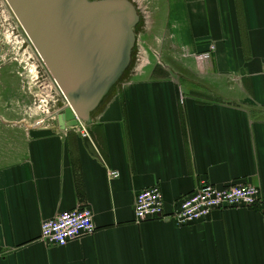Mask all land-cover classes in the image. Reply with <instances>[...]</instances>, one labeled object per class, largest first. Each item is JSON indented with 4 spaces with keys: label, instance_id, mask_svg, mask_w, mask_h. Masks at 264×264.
Masks as SVG:
<instances>
[{
    "label": "crops",
    "instance_id": "crops-1",
    "mask_svg": "<svg viewBox=\"0 0 264 264\" xmlns=\"http://www.w3.org/2000/svg\"><path fill=\"white\" fill-rule=\"evenodd\" d=\"M160 5L150 27L160 23L163 60L144 51L88 137L0 109V264H264L258 207L134 221L136 194L153 185L166 214L203 181L264 198V0ZM85 206L91 233L63 247L40 239L43 220Z\"/></svg>",
    "mask_w": 264,
    "mask_h": 264
},
{
    "label": "water",
    "instance_id": "water-1",
    "mask_svg": "<svg viewBox=\"0 0 264 264\" xmlns=\"http://www.w3.org/2000/svg\"><path fill=\"white\" fill-rule=\"evenodd\" d=\"M5 1L66 102L58 128L89 126L137 58L135 1Z\"/></svg>",
    "mask_w": 264,
    "mask_h": 264
},
{
    "label": "rangeland",
    "instance_id": "rangeland-1",
    "mask_svg": "<svg viewBox=\"0 0 264 264\" xmlns=\"http://www.w3.org/2000/svg\"><path fill=\"white\" fill-rule=\"evenodd\" d=\"M134 1L142 21L134 51L137 58H134L133 63L141 56V62L144 63L145 50H153L151 53L163 60L162 52L166 47L162 49L163 42L159 37L161 27H158L160 23L156 24V28L150 27L154 14L160 13L162 0ZM151 29L157 37L152 35ZM65 105L60 90L11 9L5 0H0V109L14 111L16 118L25 117L28 123L41 126L52 125V113L58 112ZM41 120L42 123L37 125Z\"/></svg>",
    "mask_w": 264,
    "mask_h": 264
},
{
    "label": "built area",
    "instance_id": "built-area-1",
    "mask_svg": "<svg viewBox=\"0 0 264 264\" xmlns=\"http://www.w3.org/2000/svg\"><path fill=\"white\" fill-rule=\"evenodd\" d=\"M52 114V118L55 119L56 112ZM37 123L40 125L42 120ZM80 128L81 135L88 137L86 127L81 124ZM108 175L117 178L119 172L112 170ZM229 207H258L264 213V198L252 185L218 187L203 181L190 194L175 201L171 212L166 214L161 191L158 186L153 185L136 194L133 213L136 223L167 217L177 225L183 226L206 220L212 211ZM94 229L91 209L86 206L75 207L43 220L40 224L39 237L47 245L63 247L70 241L91 233Z\"/></svg>",
    "mask_w": 264,
    "mask_h": 264
},
{
    "label": "flooded vegetation",
    "instance_id": "flooded-vegetation-1",
    "mask_svg": "<svg viewBox=\"0 0 264 264\" xmlns=\"http://www.w3.org/2000/svg\"><path fill=\"white\" fill-rule=\"evenodd\" d=\"M8 5V4H7Z\"/></svg>",
    "mask_w": 264,
    "mask_h": 264
}]
</instances>
